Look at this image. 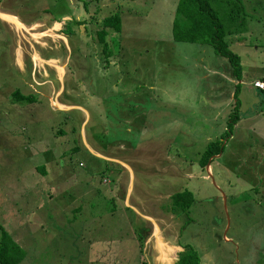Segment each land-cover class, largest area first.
<instances>
[{
    "label": "rangeland",
    "instance_id": "1",
    "mask_svg": "<svg viewBox=\"0 0 264 264\" xmlns=\"http://www.w3.org/2000/svg\"><path fill=\"white\" fill-rule=\"evenodd\" d=\"M92 1L0 0V222L25 251L19 264H142V219L117 199L132 186L130 203L140 192L164 207L171 203L165 193H193L189 209L179 211L178 236L203 264H264V121L247 117L260 110L252 99L259 90L242 84L230 97L238 84L228 58L210 44L173 40L179 0ZM240 1L245 13L230 21L229 0L212 4L225 28L244 30L246 73L256 77L264 73V0ZM2 14L16 16L23 30ZM113 14L121 15L122 29L108 30L103 52L96 22ZM43 28L50 31L30 33ZM53 31L68 38L67 67ZM234 36L225 40L242 54ZM16 88L34 100L20 102ZM233 112L239 119L230 131ZM215 140L227 146L208 162L226 168L229 186L200 172ZM126 168L134 180L119 176Z\"/></svg>",
    "mask_w": 264,
    "mask_h": 264
},
{
    "label": "crops",
    "instance_id": "2",
    "mask_svg": "<svg viewBox=\"0 0 264 264\" xmlns=\"http://www.w3.org/2000/svg\"><path fill=\"white\" fill-rule=\"evenodd\" d=\"M91 1V0H90ZM95 1H99V0H93L92 4L95 3ZM180 1V0H179ZM85 7H84V12L88 15L92 14L91 12H88L87 10H89V6H86V4L88 3L87 1H85ZM178 6V5H177ZM77 7V5H76ZM75 7V8H76ZM80 7V6H79ZM245 8V6H244ZM177 9V8H176ZM18 12V11H17ZM16 13V12H15ZM82 16H84L82 13H79V17L82 18ZM71 18L68 15H63L61 20L64 21H69ZM22 20V19H21ZM60 20L57 19H53L52 22H55L57 27H59V25H61L59 23ZM77 21V20H75ZM74 23V21H73ZM79 23L81 24L82 22L79 21ZM30 25H40L39 22L34 21L33 23H31ZM68 26V24H67ZM5 34L10 35V33H19V31H21L22 28H19L18 30H16L15 28H3ZM23 30V29H22ZM31 30V29H28ZM55 30V29H54ZM50 31V28H43V29H35V30H31V34H41L43 32H47ZM244 30L242 28H235L233 29V31H231V34L234 33V37L232 38L231 42L233 44L236 43L235 47L241 46L243 45L244 49L242 51V54H238L241 58V63H242V67H243V77L241 80H238L234 73V77L231 80L235 83V84H239V86L242 84H251L253 85L256 89H258L259 91L257 92L258 96L261 98L260 93L261 92L264 95V89L256 87L254 84L256 82H262L264 83V73L260 74L259 76H250L246 73V69H245V63L247 62V58H249V52L247 51V38L245 36H243ZM53 35H60L58 32L56 33L55 31L52 32ZM229 33V32H228ZM50 34V33H49ZM236 34H241V35H236ZM52 34L47 35V36H43L44 38L46 37V39H50V37ZM9 37V36H8ZM10 39V37H9ZM43 38H39L38 40H41ZM59 40L58 41L61 45L60 47H62V50L67 51L66 57L64 58L59 56V58L66 60L65 62L63 61L62 64L63 66L67 67V63H68V56L70 53V45H69V41L68 38L66 37V35H60L59 36ZM39 44L43 45V42H39ZM18 51H20L21 55H20V59H19V63H23V53H22V48L20 45L17 46ZM234 53H236L235 51H233ZM17 53V52H16ZM48 58H46V60H52L54 61V58H52L51 56L47 55ZM18 58V56H17ZM37 59V57H36ZM41 60V59H40ZM50 62V61H49ZM48 62V63H49ZM238 91V90H237ZM230 97L235 96V90H230L229 91ZM261 94V95H262ZM262 95V96H263ZM255 92H253L252 95V99L253 102L255 103H259L260 106V110L258 113H256L255 115H249L247 116L249 119L252 117H259L260 120L264 121V98L260 99L258 97ZM66 104V102H63ZM68 104V103H67ZM68 108V107H66ZM247 117H244L247 118ZM239 119V116H238ZM237 119V120H238ZM236 120V121H237ZM210 137V136H209ZM212 142V141H211ZM227 146V142L225 141V144L222 145V150L219 153L214 154L213 156H211V160H215V158H220L223 156L224 152H225V148ZM234 154L236 156V158L239 157L240 154H242L240 151L238 150H234ZM261 159L264 160V148H262L261 151ZM243 155V154H242ZM250 157V156H249ZM242 159H248L247 156H242ZM202 164V163H201ZM218 162H216V164H212L208 162V164L206 165H202L200 172L204 171V169L206 170V172H202V177L203 178H208V177H212L213 180H215L217 185H230V181L229 179H227L225 177V175H223V171H227L225 167L222 168H216ZM39 168H41L40 166H38ZM229 169V168H228ZM177 170V169H175ZM121 174H119V176H123V174L128 175L129 177L132 178V180H134V170L133 169H128L126 168L123 169V171H120ZM170 173L173 174L172 171H170ZM215 175L218 176V181L215 178ZM177 176H181L180 172L177 173ZM191 174L188 175V177H190ZM185 177V176H184ZM190 184V182H189ZM117 190H116V194H120L121 193V180L120 183L117 185ZM257 183L253 186H251V188H256ZM131 188V190H130ZM134 187H128L127 188V192L128 195L126 194L124 199H120V196L117 195V199L121 200L123 202V204H125L126 206L132 208L135 210V213L138 215L139 218L142 219L141 222V233L143 234V240H142V244L140 251L143 253L144 255V260L142 261V264H177L178 263V259H179V255L181 252H183L184 250V246L187 244H183L180 243L181 241V237L178 236L179 233L181 232V214L184 213H177L174 212L173 210L175 209V207H172V199L171 196L177 192L171 193H165L164 197H166L167 202H171L170 204H168L166 207H164L165 205L161 206L158 205L157 202L154 200H152L150 198V196H146L141 194L139 191V194H136V196H134V201L133 203H130L129 201V197L130 194L132 193V190L134 192ZM184 190H188V189H183ZM146 192H148L150 194V192L148 190H145ZM182 191H178V192H182ZM190 191V190H189ZM231 199L236 198L235 196V191H233L232 189L227 190ZM191 192V191H190ZM238 192H240V190H238ZM192 193V192H191ZM193 194V193H192ZM135 195V194H134ZM264 196H262L263 198ZM153 198V197H152ZM226 198V196H224V199ZM128 199V201H127ZM194 201V199H193ZM191 206V205H190ZM88 218H93L94 217V211L89 210V213L87 215ZM96 218V216H95ZM92 239V238H91ZM91 239L90 242H91ZM91 244V243H90ZM190 245V244H188ZM191 246V245H190ZM195 249V248H194ZM196 250V249H195ZM197 252V250H196ZM198 257L200 259L199 253L197 252ZM146 255V256H145ZM201 262V260H200ZM203 263V262H201Z\"/></svg>",
    "mask_w": 264,
    "mask_h": 264
},
{
    "label": "trees",
    "instance_id": "3",
    "mask_svg": "<svg viewBox=\"0 0 264 264\" xmlns=\"http://www.w3.org/2000/svg\"><path fill=\"white\" fill-rule=\"evenodd\" d=\"M228 1V0H224ZM230 6L234 11L227 14V19L234 20L240 13H245L244 4L240 0H229ZM219 12L212 4V0H180L174 14L172 22V38L175 42L189 44H210L217 54L225 56L233 67V73L238 80L243 77V67L241 58L237 53L230 50L225 37L228 32L235 28H225V21L219 16ZM224 15V14H223ZM244 17L239 18L242 19ZM76 25L79 22L74 21ZM96 35L98 41L103 45V52L107 49L106 36L108 30L114 34L120 33L122 29V18L120 14H113L101 21L96 22ZM99 27V28H98ZM67 28H72L69 26ZM66 31H68L66 29ZM107 55V52H106ZM239 84L236 86L235 96L239 90ZM12 94L20 102L33 101L30 95H24L19 88H16ZM237 102V101H235ZM237 108V104H235ZM238 119L236 112L230 115L227 129L231 131L233 123ZM222 150L220 140L209 143L201 157L202 165H206L210 157ZM39 168V167H38ZM43 170V171H42ZM41 171L44 172V169ZM174 212H186L193 202V196L189 190L177 192L171 196ZM180 211V212H179ZM2 236L0 237V264H19L25 258L24 249L17 243L11 234L4 228L0 222ZM177 264H203L200 262L196 250L186 244L183 252L180 253Z\"/></svg>",
    "mask_w": 264,
    "mask_h": 264
},
{
    "label": "bare ground",
    "instance_id": "4",
    "mask_svg": "<svg viewBox=\"0 0 264 264\" xmlns=\"http://www.w3.org/2000/svg\"><path fill=\"white\" fill-rule=\"evenodd\" d=\"M2 17H6L7 19L13 20L19 26V28L23 29L24 25L22 24V22H20V20L16 16L11 17L10 15L7 16L6 14H2Z\"/></svg>",
    "mask_w": 264,
    "mask_h": 264
},
{
    "label": "built area",
    "instance_id": "5",
    "mask_svg": "<svg viewBox=\"0 0 264 264\" xmlns=\"http://www.w3.org/2000/svg\"><path fill=\"white\" fill-rule=\"evenodd\" d=\"M254 85H255L256 87H259V88L264 89V83H262V82H256Z\"/></svg>",
    "mask_w": 264,
    "mask_h": 264
}]
</instances>
